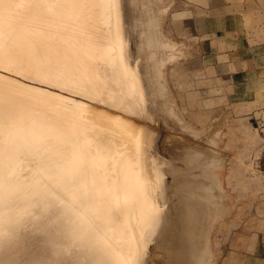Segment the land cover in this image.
Instances as JSON below:
<instances>
[{
  "label": "bare ground",
  "instance_id": "bare-ground-1",
  "mask_svg": "<svg viewBox=\"0 0 264 264\" xmlns=\"http://www.w3.org/2000/svg\"><path fill=\"white\" fill-rule=\"evenodd\" d=\"M161 2L0 0V264L19 251L21 264H215L210 236L232 211L220 155L171 141L159 154L132 119L199 133L164 81L182 51Z\"/></svg>",
  "mask_w": 264,
  "mask_h": 264
},
{
  "label": "rangeland",
  "instance_id": "rangeland-1",
  "mask_svg": "<svg viewBox=\"0 0 264 264\" xmlns=\"http://www.w3.org/2000/svg\"><path fill=\"white\" fill-rule=\"evenodd\" d=\"M162 1L163 5H170L169 8L167 7L166 15L162 17V35L173 41L176 47H181L177 49L183 52V55L179 52L178 61L172 64L169 62L167 67L165 66L164 81H167L169 93L174 97V102L172 101L174 109H179L182 119L201 134L196 131L198 135H193L184 129L181 130L180 123L175 118L154 115L150 121L134 116L132 119L149 128L155 136L154 144L158 138L155 145L159 151L163 146V150L167 151L168 146L166 147L165 144L171 141L172 144H169L171 147L185 143L196 151L199 149L210 153L213 150L216 157L220 155V162L223 164L222 187L227 190L229 196V200H225L234 206L225 201L227 204L224 205L225 208L227 207L228 210L229 205L232 211L228 210L227 216L222 214L225 218L221 216L218 219L220 222L215 223L216 228L214 226L215 229L210 236L211 252L215 256V264H254L251 258L254 235L256 231L262 230L264 220V114H246L242 107L232 100L229 89L215 82L213 74L202 64L199 39L190 36L189 28L182 20L185 14L176 11L177 0ZM127 23L125 18L126 28ZM155 117H158L159 122ZM214 119L215 122L218 121L216 125L220 121L217 126ZM148 122L152 125L154 123V127ZM217 127L221 131L218 130V138H215ZM219 139L221 142H217ZM173 142H176L175 145ZM160 152L159 154H163ZM167 178L170 180V177L166 176V181ZM221 218L224 220L221 221ZM27 242L28 248L25 254L40 255V242L36 239ZM17 254L16 264H21L25 256L23 257L24 254L20 251Z\"/></svg>",
  "mask_w": 264,
  "mask_h": 264
},
{
  "label": "crops",
  "instance_id": "crops-1",
  "mask_svg": "<svg viewBox=\"0 0 264 264\" xmlns=\"http://www.w3.org/2000/svg\"><path fill=\"white\" fill-rule=\"evenodd\" d=\"M202 64L246 114H264V0H177ZM178 15V14H177ZM264 130V127H263ZM251 258L264 264V220Z\"/></svg>",
  "mask_w": 264,
  "mask_h": 264
}]
</instances>
